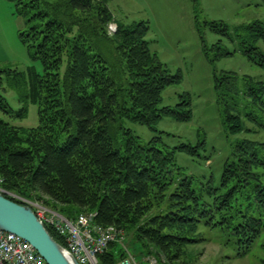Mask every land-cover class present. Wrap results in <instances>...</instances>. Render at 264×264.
<instances>
[{"label": "trees", "instance_id": "16d2710c", "mask_svg": "<svg viewBox=\"0 0 264 264\" xmlns=\"http://www.w3.org/2000/svg\"><path fill=\"white\" fill-rule=\"evenodd\" d=\"M9 1L25 20L20 41L42 74L32 68L0 71V85L5 82L21 104L13 111L0 96V113L23 119L32 104L38 117L30 129L0 118L1 189L36 198L69 220L94 214L97 225L123 230L130 245L157 264L196 258L192 248L206 241L201 228L212 231L235 261L255 248L264 254V243L258 242L264 233V186L256 172L264 169V142L237 141L214 186L212 177L197 184L175 164V151L197 157L204 142L169 149L160 136L142 143L125 127L127 122L154 130L163 117L185 123L192 116L188 101L160 108L163 91L180 83L181 75H171L150 50L148 22L118 23L107 42L111 0ZM209 25L227 35L224 26ZM236 37L240 53L264 73V55L256 46L264 44V22L240 28ZM216 50L215 59L230 56ZM213 88L228 134L264 131V79L214 74ZM121 253L110 245L98 262L117 264Z\"/></svg>", "mask_w": 264, "mask_h": 264}, {"label": "rangeland", "instance_id": "374dc122", "mask_svg": "<svg viewBox=\"0 0 264 264\" xmlns=\"http://www.w3.org/2000/svg\"><path fill=\"white\" fill-rule=\"evenodd\" d=\"M108 9L113 17L106 27L109 40L107 42L115 34L109 32L111 26L115 25L117 28L119 23L128 27L135 23L148 22L146 40L150 50L157 55L171 75H181L180 83L163 91L160 108H179L178 104L188 101L192 111L191 120L185 123L177 122L172 117H163L154 130L127 122L125 127L142 143L160 136L162 143L169 149L181 144L195 147L204 142V148L199 149L197 157L175 151L176 168L180 174L193 178L197 184L212 177L213 185L217 186L222 166L230 158L237 141L246 138L264 142V131L255 135L228 134L221 123L213 88L214 74L234 73L239 78L264 79L263 71L240 53V41L236 37L240 28L255 22H264V0H111ZM210 23L224 26L227 35L212 32ZM195 27L201 32L198 33ZM26 30L25 20L18 16L13 2L0 0V71L9 69L26 72L32 68L38 75L42 74L39 61L30 58L28 49L20 41V34ZM256 46L264 55V44L259 42ZM216 47L230 53V56L215 59L220 53ZM109 49L112 50V45ZM206 54L213 62L209 61ZM116 65L120 66L117 63ZM0 77L4 78V73H0ZM0 96L5 98L13 111L20 109L21 104L16 93L5 82L0 85ZM26 109V117L23 119L9 118L2 113L0 118L20 129L35 128L38 125L37 106L29 104ZM247 127L252 128L250 124ZM256 172L264 186V169L258 168ZM34 200L53 210L42 201L36 198ZM76 218L70 220L74 221ZM199 233L206 241L192 248L196 258L187 264H257L256 260L264 259L261 249L255 248L245 260L235 261L231 253L218 245L212 231L201 228ZM258 242L264 243V233ZM116 247L122 252L121 260L130 259L135 264H157L153 257L142 256L140 250H135L126 234Z\"/></svg>", "mask_w": 264, "mask_h": 264}, {"label": "built area", "instance_id": "2783aa9c", "mask_svg": "<svg viewBox=\"0 0 264 264\" xmlns=\"http://www.w3.org/2000/svg\"><path fill=\"white\" fill-rule=\"evenodd\" d=\"M110 33L116 26L109 27ZM0 193L16 203L31 208L39 222L51 229L64 243L78 264H99L98 258L107 252L110 245L121 243L125 234L113 226L103 227L94 222V214L80 215L74 221L63 217L43 204L29 201L1 189ZM0 264H46L43 258L19 237L0 231ZM117 264H135L124 259Z\"/></svg>", "mask_w": 264, "mask_h": 264}, {"label": "water", "instance_id": "95a60500", "mask_svg": "<svg viewBox=\"0 0 264 264\" xmlns=\"http://www.w3.org/2000/svg\"><path fill=\"white\" fill-rule=\"evenodd\" d=\"M0 231L27 242L46 264H78L38 221L31 208L12 202L0 193Z\"/></svg>", "mask_w": 264, "mask_h": 264}, {"label": "bare ground", "instance_id": "6f19581e", "mask_svg": "<svg viewBox=\"0 0 264 264\" xmlns=\"http://www.w3.org/2000/svg\"><path fill=\"white\" fill-rule=\"evenodd\" d=\"M5 198H7L8 200H10V201H12V202H15V203H16V201H14V200H12V199H10V198H8V197H5Z\"/></svg>", "mask_w": 264, "mask_h": 264}]
</instances>
